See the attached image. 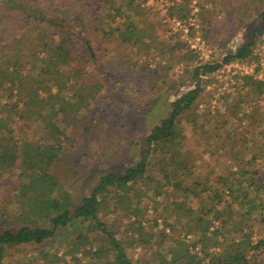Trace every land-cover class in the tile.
Instances as JSON below:
<instances>
[{
	"label": "trees",
	"instance_id": "16d2710c",
	"mask_svg": "<svg viewBox=\"0 0 264 264\" xmlns=\"http://www.w3.org/2000/svg\"><path fill=\"white\" fill-rule=\"evenodd\" d=\"M170 1L169 19L190 18L193 0ZM0 2L8 12L24 18L13 28L14 34L34 21L48 24L41 32L33 27L26 35L30 51L24 62L22 39L15 41V57L0 58V188L21 161L17 123L23 125L21 141L27 149L28 166L19 176L23 187L47 185L55 182L61 146L71 142L74 132L91 135L117 129L127 120L131 126L138 123L129 109L98 93L101 84L118 80L127 84L132 77L145 80L148 62L138 60L144 57L166 60L171 69L185 65L195 83L145 138L140 161L123 174L101 177L81 205L70 209L67 201L56 204L45 218L48 224L35 227L28 223L29 213L37 223L46 215L47 205L32 202L21 213L26 223L18 231L4 228L11 216L0 211V264H5L8 251L43 246L76 222L93 226L89 236L77 240L90 245L89 251L72 264L257 263L264 255V114L259 106L264 83L247 78L238 99L228 95L221 108L200 110L206 103L205 80L224 66L248 61L254 44L222 61L198 62L175 36L162 41L169 31L153 8L142 6L140 0H100L93 16L96 35L130 54L129 60L108 72L107 65L98 64L97 51L75 17L85 0H59L51 18L17 0ZM261 27L263 34L264 11ZM96 67L99 82L93 72ZM22 73L25 77L18 78ZM184 118L190 131L202 134L206 153L222 150L226 155L221 172L190 149L180 127ZM238 126H244L245 132L236 133ZM30 136L37 139L38 155ZM138 250L143 253L136 259Z\"/></svg>",
	"mask_w": 264,
	"mask_h": 264
},
{
	"label": "rangeland",
	"instance_id": "374dc122",
	"mask_svg": "<svg viewBox=\"0 0 264 264\" xmlns=\"http://www.w3.org/2000/svg\"><path fill=\"white\" fill-rule=\"evenodd\" d=\"M58 1L17 0L19 3L32 7L46 18H51V15L59 8ZM99 2L100 0H85L83 9L75 17L84 26L85 39L89 40L97 51L98 64L107 65L108 72H113L121 62L130 59V54L126 48L102 41L96 35L93 16ZM140 2L142 6L153 8L159 20L163 21L165 29L169 31L162 41L165 42L170 36H175L179 42L184 43L190 51L194 52L198 62L222 61L231 54H235L239 48L254 44L253 55L248 61L224 66L214 77L205 80L204 101L206 103L201 104L200 110L206 107L214 111L221 108L224 98L228 95L238 99L247 78L264 83V33L260 34L264 0H193L190 7L191 16L186 21H173L168 18L170 0H140ZM23 20L24 18L19 14L8 12L0 2L1 59L6 60L7 56L15 57L18 53L15 41L22 39L26 42V35L31 33L33 27H36L39 33L42 28L48 26V24L34 21L33 24H25L21 33L14 34L16 26L21 25ZM24 44L26 48L25 56L22 57L23 62L27 56L26 51H30L27 48V42ZM138 60L142 63L148 62V69L144 73L147 76L145 80L140 81L132 77L127 84L116 80L117 83L115 81L108 83L110 88L105 83L101 84L102 87L98 90L99 94L104 95L105 100L112 99L116 101L115 103L119 102L123 108L129 109L139 120L138 123L131 126L127 120L117 129L111 131L104 129L91 135L74 132L70 136L71 142L61 146L62 154L59 170H56L54 174L57 179L55 182H49L47 185L39 182L23 187L19 176L28 166L26 164L27 149L21 141L23 125L16 122L21 161L16 165L14 175L6 178L0 188V211L11 216L8 222L6 220L7 224L5 223L4 228L20 230L26 223L21 219V213L25 214L29 210V204L37 200L46 203V215H42L36 223L30 212L28 223L35 227H45L48 224L45 218L51 214V209L56 204L67 201L70 209L81 205L96 188L101 177L111 173L123 174L140 161L145 152V138L160 120L168 115L171 104L192 91L195 83L190 76L191 69L185 65H178L171 69L170 64L159 57L150 60L144 57ZM96 68L93 72L99 82L98 68ZM22 77H25L24 73L18 75V78ZM150 83L151 85H148ZM1 98L3 102H6L5 96ZM56 104L59 105L58 102ZM108 104L106 102V105ZM259 106L261 113L264 114V93ZM220 114H225V110L222 109ZM180 127L187 137L190 149L201 154L216 172H221V165L227 160L222 150L213 155L211 151L206 153L201 140L202 134L198 131H190L187 119L184 118L181 121ZM245 129L244 126H238L235 132L241 134L245 132ZM27 132L30 133L29 130ZM30 137L33 148L36 150L37 139ZM34 152V155L39 154L37 150ZM92 226L93 224L89 222H76L59 230L55 239L43 246L29 245L8 251L4 263L64 264L67 262L72 264L74 258L82 260L85 258L84 251L88 252L90 245L84 243L83 246L82 242L77 240L80 237L89 236ZM142 253V250H138L135 258L138 259ZM255 264H264V255Z\"/></svg>",
	"mask_w": 264,
	"mask_h": 264
}]
</instances>
